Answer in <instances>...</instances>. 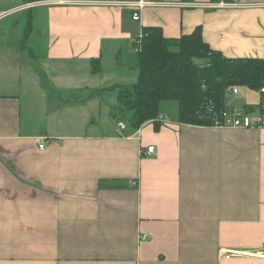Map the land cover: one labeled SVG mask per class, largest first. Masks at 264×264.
<instances>
[{
    "label": "crops",
    "instance_id": "crops-1",
    "mask_svg": "<svg viewBox=\"0 0 264 264\" xmlns=\"http://www.w3.org/2000/svg\"><path fill=\"white\" fill-rule=\"evenodd\" d=\"M130 1L0 0V264H264V127L114 112L143 27L263 58L264 0Z\"/></svg>",
    "mask_w": 264,
    "mask_h": 264
},
{
    "label": "trees",
    "instance_id": "trees-1",
    "mask_svg": "<svg viewBox=\"0 0 264 264\" xmlns=\"http://www.w3.org/2000/svg\"><path fill=\"white\" fill-rule=\"evenodd\" d=\"M139 35L133 42L137 53L136 82L118 88L116 93L117 110L130 112L132 128L138 129L147 122H153L157 128L164 101L177 103L178 122L211 126L224 111L231 109L225 104V97L238 86L260 93L255 108H242L264 113V92H260L264 88V57H225L204 42L200 27L190 34L168 38L160 27L145 26ZM94 63L92 69L96 71Z\"/></svg>",
    "mask_w": 264,
    "mask_h": 264
},
{
    "label": "built area",
    "instance_id": "built-area-1",
    "mask_svg": "<svg viewBox=\"0 0 264 264\" xmlns=\"http://www.w3.org/2000/svg\"><path fill=\"white\" fill-rule=\"evenodd\" d=\"M126 5L132 8V19L138 20L140 11L147 6H158V5H166L167 3L161 0H134L130 2H126ZM37 5V2H26L14 10H23L32 8ZM210 6H222L227 5L223 3L221 0L214 5V3L209 4ZM10 11H5L0 13V18H3L10 14ZM140 36V35H139ZM237 88L232 89V93H236ZM260 92H264V88L260 89ZM117 125L120 129L124 128V123L122 121H118ZM216 127H237V128H257L264 127V113L258 112H247L243 108L238 109H228L221 114L220 118H216L213 125ZM36 142L40 149L46 147V142L37 138ZM142 153L145 155H153L155 153V149L153 146H148ZM145 238V236L143 237Z\"/></svg>",
    "mask_w": 264,
    "mask_h": 264
},
{
    "label": "rangeland",
    "instance_id": "rangeland-1",
    "mask_svg": "<svg viewBox=\"0 0 264 264\" xmlns=\"http://www.w3.org/2000/svg\"><path fill=\"white\" fill-rule=\"evenodd\" d=\"M259 100H260L259 91L244 86H238L236 93H228L226 95L225 104L227 106L233 105L235 109L242 108L243 106H251L255 108L258 105ZM171 103H174L173 105H176L175 101H169L168 106H166L168 108L167 110H165V112L173 117L175 115V111H174L175 106H171L172 105ZM114 112L116 115H118V117H120L117 119V121L121 120L124 124H129V117H130L129 111H118L116 107V111Z\"/></svg>",
    "mask_w": 264,
    "mask_h": 264
}]
</instances>
